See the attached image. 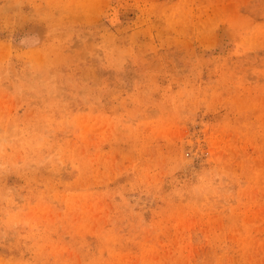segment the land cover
<instances>
[{"label":"rangeland","instance_id":"374dc122","mask_svg":"<svg viewBox=\"0 0 264 264\" xmlns=\"http://www.w3.org/2000/svg\"><path fill=\"white\" fill-rule=\"evenodd\" d=\"M0 264H264V0H0Z\"/></svg>","mask_w":264,"mask_h":264}]
</instances>
